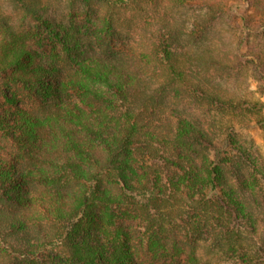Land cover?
<instances>
[{
	"label": "trees",
	"instance_id": "obj_1",
	"mask_svg": "<svg viewBox=\"0 0 264 264\" xmlns=\"http://www.w3.org/2000/svg\"><path fill=\"white\" fill-rule=\"evenodd\" d=\"M140 1L158 0H68L93 20L98 6V30L43 0H11L16 25L0 9V264H264L244 204L252 188L264 206L262 149L247 132L264 146V101L221 83L248 69L264 97V2L197 1L206 21L192 40L217 18L233 24L221 54L182 50L163 18V30L143 25V67L118 56L121 11ZM179 92L199 116L168 113ZM204 243L218 262L200 258Z\"/></svg>",
	"mask_w": 264,
	"mask_h": 264
},
{
	"label": "rangeland",
	"instance_id": "obj_2",
	"mask_svg": "<svg viewBox=\"0 0 264 264\" xmlns=\"http://www.w3.org/2000/svg\"><path fill=\"white\" fill-rule=\"evenodd\" d=\"M43 1L48 2L47 10L49 13L63 22L72 19L77 24L82 25L85 23L87 26L89 25L94 28V30H98L97 24H101L99 17L101 16L102 10L98 6L94 8L98 10L97 14L99 17H97V20H93V17L90 15L86 16V18L83 16L84 12L80 4L73 5V7L70 8L68 0ZM197 1L198 0L192 1L189 3L190 5H188L183 4L181 0H158L153 4V7L145 1H140V4L144 6L141 11L131 7L123 9L120 17L121 24L118 29V39L121 40L122 44L120 47L121 52L118 56L129 63L135 62V65L147 67V65L151 63L148 50L151 41L148 39L150 37L149 34L145 36L142 35V26L145 25L148 26L147 28L163 30L164 23L162 24V22H160L161 18L165 19V24H170L171 28H178L180 30L177 46L180 45L182 50L189 49L192 46L191 42L196 44L198 42H203L207 45L210 44V46L213 48L215 47V50L220 54L223 51L233 49L232 47L237 42L234 31L230 28L233 24H228L223 19L217 18L214 25H211L212 27H210V31L207 35L192 40L191 37L193 36L190 33L193 32L200 21L206 19V11ZM261 1L264 2V0ZM215 7L220 8L219 6ZM0 9L11 17L14 25H16L22 17L20 9L16 7L11 0H0ZM240 11L243 12V10ZM255 21L257 20L252 17V22ZM26 22H30L29 19H26ZM236 31L238 32V30ZM8 38V36L0 34V56H3L1 51L3 52L5 50L4 42H6ZM221 80H223L221 82L222 85L232 94L264 101V97L258 91L259 89H256L255 80L248 69L247 71L242 70L237 74L234 73L232 77ZM2 98L3 97H0V101L3 100ZM200 112V109H198L186 95L184 96L182 92H179L175 104L171 107V111H168L169 114H174V116L184 115L187 117L199 116ZM247 132L253 137L255 144L261 146L262 159L264 161L263 135L261 131L254 126H250ZM249 192L250 195L248 193L247 201L244 203L247 214L250 216L248 219V226L252 229L255 243L264 249V206L256 190L253 191L251 188ZM199 256L202 260L210 262H218L220 259L218 251H216V249L212 250L207 243L200 246Z\"/></svg>",
	"mask_w": 264,
	"mask_h": 264
}]
</instances>
